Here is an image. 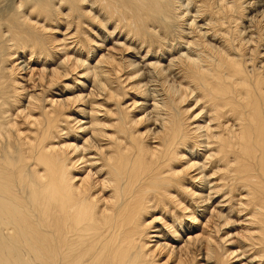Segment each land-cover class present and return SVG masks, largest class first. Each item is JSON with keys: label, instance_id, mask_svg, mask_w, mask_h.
<instances>
[{"label": "bare ground", "instance_id": "obj_1", "mask_svg": "<svg viewBox=\"0 0 264 264\" xmlns=\"http://www.w3.org/2000/svg\"><path fill=\"white\" fill-rule=\"evenodd\" d=\"M2 1L0 264H264V0Z\"/></svg>", "mask_w": 264, "mask_h": 264}, {"label": "rangeland", "instance_id": "obj_2", "mask_svg": "<svg viewBox=\"0 0 264 264\" xmlns=\"http://www.w3.org/2000/svg\"><path fill=\"white\" fill-rule=\"evenodd\" d=\"M6 2H7V0H6ZM6 2H5V0L2 1L3 4L6 3ZM3 4H2V5H3ZM7 5H8V4H7ZM54 27L56 28V25H55ZM57 27H58V26H57ZM61 28L63 29V26H61ZM28 56H29V55H27V58H29ZM19 61H20V60H19ZM16 62L18 63V61H16ZM16 62H15V63H16ZM17 63H16V64H17ZM34 66H37V65H34ZM34 66H33V67H34ZM35 69H36V68H35ZM28 71H30V70H28ZM232 218H233V220H235V223H237L238 226H241V222H240L241 219H240L239 217L233 216ZM230 228H231V225L228 227V229H225V230L230 231ZM234 246H235V245H234ZM234 246H233V247H234ZM237 248H240V247H239L238 245H236V250H237ZM243 261L246 262L244 259H243Z\"/></svg>", "mask_w": 264, "mask_h": 264}]
</instances>
